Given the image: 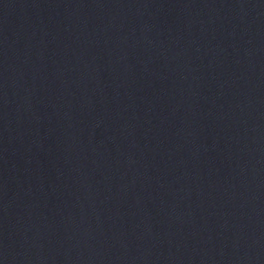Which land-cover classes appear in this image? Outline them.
I'll return each mask as SVG.
<instances>
[{"label":"water","instance_id":"95a60500","mask_svg":"<svg viewBox=\"0 0 264 264\" xmlns=\"http://www.w3.org/2000/svg\"><path fill=\"white\" fill-rule=\"evenodd\" d=\"M0 264H264V0H0Z\"/></svg>","mask_w":264,"mask_h":264}]
</instances>
